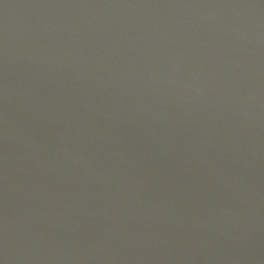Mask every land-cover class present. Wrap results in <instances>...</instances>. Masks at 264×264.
Segmentation results:
<instances>
[{"label": "water", "instance_id": "1", "mask_svg": "<svg viewBox=\"0 0 264 264\" xmlns=\"http://www.w3.org/2000/svg\"><path fill=\"white\" fill-rule=\"evenodd\" d=\"M0 264H264V0H0Z\"/></svg>", "mask_w": 264, "mask_h": 264}]
</instances>
